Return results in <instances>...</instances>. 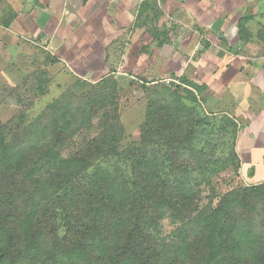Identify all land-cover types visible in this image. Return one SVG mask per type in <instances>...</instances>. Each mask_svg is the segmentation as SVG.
I'll return each mask as SVG.
<instances>
[{"label": "trees", "instance_id": "trees-1", "mask_svg": "<svg viewBox=\"0 0 264 264\" xmlns=\"http://www.w3.org/2000/svg\"><path fill=\"white\" fill-rule=\"evenodd\" d=\"M138 86L145 95L150 85ZM162 115L160 108L146 111L145 134L168 133L164 141L174 144L178 124ZM69 118L60 111L43 125L33 149L7 141L0 126V264H264V218L254 227L252 210H234L264 199V180L225 192L206 213L192 215L190 189L162 181L144 148L123 151L131 179L96 164L117 153V118L62 155L67 130L76 129L77 116ZM163 210L191 216L193 229L178 227L177 241L158 238Z\"/></svg>", "mask_w": 264, "mask_h": 264}, {"label": "crops", "instance_id": "crops-1", "mask_svg": "<svg viewBox=\"0 0 264 264\" xmlns=\"http://www.w3.org/2000/svg\"><path fill=\"white\" fill-rule=\"evenodd\" d=\"M0 32L44 40L92 82L178 78L238 123L241 167H262L264 0H0Z\"/></svg>", "mask_w": 264, "mask_h": 264}, {"label": "rangeland", "instance_id": "rangeland-1", "mask_svg": "<svg viewBox=\"0 0 264 264\" xmlns=\"http://www.w3.org/2000/svg\"><path fill=\"white\" fill-rule=\"evenodd\" d=\"M9 38L0 32V126L7 141L19 147L38 148L35 132L43 125L48 127L63 111L68 118L77 116L76 129L67 130L69 137L60 148L62 155L70 154L97 137L103 123L112 124L117 118L122 128L115 143L117 153L98 158L96 164L109 170L118 168L123 178L131 179V163L123 151L133 146L144 148L151 168L162 181L181 182L190 189L192 215L206 213L225 192L264 180V163L255 168L258 172L254 169L249 174L248 167L237 166L233 152L238 123L227 113L205 104L196 89L158 81L150 84L143 95L140 83L122 74L92 82L73 75L51 54L44 40ZM157 108L164 119L178 124L174 144L164 141L168 133L163 137L145 134L146 111ZM234 210H252L251 224L260 227L264 199L255 197L245 208ZM163 212L158 238L166 241H177L181 225H191L188 228L193 229L196 223L188 224L191 216L187 215L180 220L176 210ZM62 230L61 227L60 234Z\"/></svg>", "mask_w": 264, "mask_h": 264}, {"label": "built area", "instance_id": "built-area-1", "mask_svg": "<svg viewBox=\"0 0 264 264\" xmlns=\"http://www.w3.org/2000/svg\"><path fill=\"white\" fill-rule=\"evenodd\" d=\"M160 81H163L166 84L181 85L179 79L175 77H166V78L161 79Z\"/></svg>", "mask_w": 264, "mask_h": 264}]
</instances>
